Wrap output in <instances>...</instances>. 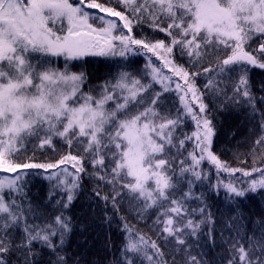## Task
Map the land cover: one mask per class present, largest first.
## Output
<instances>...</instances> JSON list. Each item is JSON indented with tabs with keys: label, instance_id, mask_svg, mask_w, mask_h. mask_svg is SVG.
<instances>
[{
	"label": "snow or ice",
	"instance_id": "1",
	"mask_svg": "<svg viewBox=\"0 0 264 264\" xmlns=\"http://www.w3.org/2000/svg\"><path fill=\"white\" fill-rule=\"evenodd\" d=\"M130 56L143 67L128 71ZM87 57L116 70L92 83L71 70ZM255 69L264 0H0V264H42L45 252L46 264H80L65 251L66 213L85 179L113 210L103 220L119 216L115 264H212L197 249L216 245L217 224L220 264H264V218L249 233L243 211L264 200V111L251 167L214 150L217 112L247 103L255 119ZM221 191L217 218L208 201Z\"/></svg>",
	"mask_w": 264,
	"mask_h": 264
},
{
	"label": "trees",
	"instance_id": "2",
	"mask_svg": "<svg viewBox=\"0 0 264 264\" xmlns=\"http://www.w3.org/2000/svg\"><path fill=\"white\" fill-rule=\"evenodd\" d=\"M157 38H163V35H158ZM57 66L64 67L63 58H54ZM155 59V58H153ZM87 62L73 61L72 71H84L90 78L92 83H99L103 81L109 72L115 71V67L103 57H87ZM129 60L133 61L127 68L128 71H135L142 68L145 59L138 56H130ZM250 81L252 85V93L256 101L255 119H252V109L245 103L238 108H230L223 112L216 113L217 136L214 142V150L217 151L221 158L228 161L232 166H241V161H246V167H251V158L247 156L252 149V144L255 139L261 135L258 125L261 121L260 113L264 111V91L260 90L261 82H264V72L255 69L251 72ZM191 126L186 129L190 131ZM191 147V145H189ZM264 152V148L260 149ZM237 156L239 159H237ZM207 170L209 166L204 165ZM214 172V170H213ZM212 182H215V175L212 176ZM93 184L85 179L82 190L79 192L77 199L74 200L69 211L66 213L73 218L74 229L68 237L65 251L72 257V260L79 259L80 264H115V261L121 255V247L123 244L124 234L120 230L119 216H115L111 225L103 220V217L112 215L113 210L109 205L108 212L101 211L103 205L96 201L92 196ZM47 190V184L37 183L32 188V194L37 202L43 201ZM197 194L204 191L200 187H196ZM209 204L212 205V211L216 212L217 218L220 217L221 212H227V204L224 200V193L221 191L217 196L212 193L209 196ZM246 207L243 208L245 215L249 218L247 221V228L249 233L252 230L253 222L264 218V200L259 196L256 197L255 202L246 201ZM127 202L121 209V214H127ZM219 209V211H217ZM230 214V213H229ZM128 219L133 224H136L134 215H129ZM152 223L151 219L147 220V224L141 222L137 226L144 231H147V225ZM84 227L82 231L81 228ZM220 224L216 225V245H208L205 248H198L197 251L206 252L207 255L203 258L212 261V264H220L221 258L225 255L222 246V236L220 232ZM207 231V229H205ZM149 235H152L149 233ZM227 236L228 233L223 234ZM203 243V241H201ZM64 254V253H61ZM193 255L196 252L192 253ZM48 260V253L43 254L42 264H46ZM72 264V261L69 262Z\"/></svg>",
	"mask_w": 264,
	"mask_h": 264
}]
</instances>
